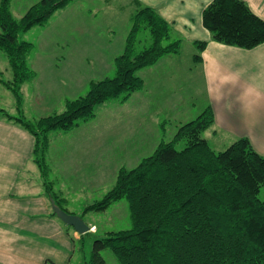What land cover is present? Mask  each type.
Instances as JSON below:
<instances>
[{"label":"trees","instance_id":"obj_1","mask_svg":"<svg viewBox=\"0 0 264 264\" xmlns=\"http://www.w3.org/2000/svg\"><path fill=\"white\" fill-rule=\"evenodd\" d=\"M72 1L38 0L14 18L10 0H0V50L12 72L10 79L0 77V81L17 104L16 114L0 107V117L32 134V159L47 195L60 205V196L47 178L49 132L69 130L89 120L105 100L125 101L142 88L138 70L180 48L170 23L155 8L136 1L123 49L113 57V74L90 81L84 94L65 101L63 111L30 121L22 113L20 88L35 76L27 64L33 45L19 39L18 33L43 25L54 11ZM201 20L214 41L241 48L264 42V19L246 0H210ZM141 41L144 44L137 48ZM193 43L192 59L199 61L206 41ZM213 122L207 105L193 119L178 124L169 140H161L135 166L119 167L112 187L84 207V212L102 211L125 198L131 221L129 228L111 230L93 240V264H105L99 253L104 248L120 264H264V201L258 198L264 185V155L244 136L214 150L202 135ZM179 141L183 146L176 148Z\"/></svg>","mask_w":264,"mask_h":264},{"label":"rangeland","instance_id":"obj_2","mask_svg":"<svg viewBox=\"0 0 264 264\" xmlns=\"http://www.w3.org/2000/svg\"><path fill=\"white\" fill-rule=\"evenodd\" d=\"M31 1L34 0H13L11 5L10 0L12 16H21L26 4ZM122 1L106 5L102 0H73L54 11L43 25H34L18 33L19 39L29 41L33 45L27 55V64L36 72L35 76L25 81L20 88L24 117L34 121L39 117L61 112L65 108L66 100L82 95L88 90L90 81L113 74L114 69L108 68L110 58L123 49L124 39L130 27L129 16L133 9L131 6L120 9ZM122 6H125V3ZM90 7L92 10L87 11ZM84 17L85 19H82ZM71 18L78 23L91 24L93 30L88 31L86 35L90 27L84 25L76 28ZM142 44L144 41L136 47H141ZM181 50L184 55L188 54L184 45ZM68 51H75L78 56L69 55V58L65 59L58 56V52ZM101 51L106 52V55L102 56ZM0 53L6 62V56L1 51ZM92 53L96 54L99 60L96 64L86 63L89 56L83 57L84 54ZM5 62L0 60V69H4ZM60 66L67 72L66 77L57 74ZM75 68L79 74L75 72ZM9 73L4 72L2 78L10 79ZM182 86L176 94L175 107L179 112H176L178 117L175 118L186 122L200 112L206 99L197 70L191 71L189 81L185 79ZM134 103L135 100H132V104L116 98L105 100L95 107V115L89 120L79 122L69 130H51L48 134L49 144L54 149H59L61 154H67L73 168L81 173L78 182L74 179L64 182L63 193L68 196L69 208L73 211L71 212L66 208V197L59 194L57 179H54L55 176L60 178L63 175L58 177L55 169L48 163V160L55 162V159L47 156L48 145L45 153L47 178L60 196L61 205H58L69 213L79 215L89 226L87 232L79 233L80 239L75 242L76 249L68 264H93V240L105 236L111 230L130 227L128 203L125 198L113 202L102 211L84 212V207L99 200L112 187L119 167L135 166L143 157L151 154L161 140H169L175 131L177 125L171 121L174 119L167 116L169 112L163 94L156 95L151 104L141 110H137ZM16 105L13 93L0 84V107L16 114ZM152 117L157 118L161 125L156 126ZM207 129L202 135L216 151L228 145L221 139H214ZM175 146L181 148L183 142L179 141ZM91 159L94 164H91ZM258 198L264 201V185L260 187ZM99 253L105 264H120L109 248H104Z\"/></svg>","mask_w":264,"mask_h":264},{"label":"crops","instance_id":"obj_3","mask_svg":"<svg viewBox=\"0 0 264 264\" xmlns=\"http://www.w3.org/2000/svg\"><path fill=\"white\" fill-rule=\"evenodd\" d=\"M102 1L111 5L118 0ZM136 1L155 8L170 23L172 37L180 40V48L178 53L163 55L153 65L138 70L143 87L133 92L125 102L132 104V100H135V107L141 110L161 93L169 112L167 116L174 119L169 118L174 125L181 124V118H175L178 117L176 112H179L175 107L176 94L183 87L185 79L189 81L191 71L195 69L206 99L202 107L209 105L214 114V122L207 129L214 139H221L229 145L236 138L244 136L257 153L264 155V42L252 48H241L212 40L201 20L202 9L210 0H123L120 9L131 6L133 13ZM246 1L251 10L264 19V0ZM31 2L26 4L24 12ZM123 3L125 6H122ZM89 9L92 10V7L87 11ZM72 19L76 28L86 25ZM86 26L90 27L85 32L87 35L93 27L91 24ZM196 40L206 41L199 61L192 59L196 52L193 42ZM182 45L187 47L188 54L182 53ZM69 55L77 57L78 53L58 52L62 59L69 58ZM101 55H106V52ZM115 55L111 56L108 68H113ZM86 56H89L86 63L99 62L94 53L83 55ZM0 60L5 62L1 53ZM6 62L4 69H0V77L4 72H10L11 78L12 72ZM66 73L64 67L60 66L57 74L66 77ZM0 84L3 85L1 81ZM152 119L156 126L161 125L157 118ZM33 144L34 138L27 129L0 117V264H68L80 234L52 214L51 197L47 195L40 170L32 159ZM47 156L55 159V162L48 160V163L58 177L63 175L54 179L60 186V189L57 187L59 194L66 197V208L71 211L68 196L63 193L64 182H71V179L78 182L81 173L73 168L67 154H61L51 144ZM90 162L94 164L93 159Z\"/></svg>","mask_w":264,"mask_h":264},{"label":"water","instance_id":"obj_4","mask_svg":"<svg viewBox=\"0 0 264 264\" xmlns=\"http://www.w3.org/2000/svg\"><path fill=\"white\" fill-rule=\"evenodd\" d=\"M50 204L52 211L55 213V215L63 223L70 225L76 232L84 233L89 230L88 224H86L79 215L65 211L58 204L55 203L53 198H50Z\"/></svg>","mask_w":264,"mask_h":264}]
</instances>
